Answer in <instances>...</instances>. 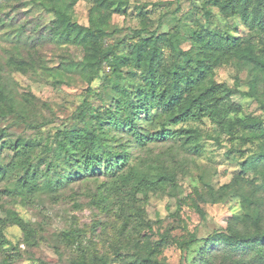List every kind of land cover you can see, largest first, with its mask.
I'll use <instances>...</instances> for the list:
<instances>
[{
    "label": "trees",
    "instance_id": "1",
    "mask_svg": "<svg viewBox=\"0 0 264 264\" xmlns=\"http://www.w3.org/2000/svg\"><path fill=\"white\" fill-rule=\"evenodd\" d=\"M30 1L56 19L46 28L35 25L29 44H15L8 65L37 72L45 68L35 58L45 45L78 49L81 57H64L61 68L69 77L76 74L85 80L88 94L72 114L77 123L49 132L43 145L34 137L8 141L4 139L7 127L0 128V252L10 244L5 234L9 223L18 225L32 240L35 234L15 210L6 208L1 194L22 201L43 195L56 198L75 184L93 182L95 205L109 210L118 204L121 213L141 221H146L143 204L150 193H167L181 205L186 199L173 164L175 154L178 149L201 154L200 141L206 133L218 144L222 135L230 139L233 150L241 153L242 170L217 188L205 183L199 195L213 204L238 196L241 211L233 212L225 227L206 238L191 234L187 239H173L181 253L177 264H187L188 253L201 242L196 264H264V121L242 115L241 106L233 100L241 94L264 108V0H191L199 14L193 28H181L178 23L163 31L169 14L165 13L155 29L145 24L124 37L119 36L121 29L112 22V14L135 12L144 20L147 4L94 0L89 24L83 25L74 15L79 0ZM7 2L0 5L5 11L0 28L15 18L12 10L17 4ZM20 24L28 26L30 21ZM240 24L246 33L240 31ZM228 63L248 72V90L241 86L239 75L233 86L215 79L216 69ZM98 80L102 82L96 88ZM96 91L99 105L89 100ZM28 110L0 73V124L41 128ZM204 120L209 122V132L195 125ZM166 144L164 152L153 150ZM248 171L254 176L246 179ZM194 205L202 212L198 203ZM82 236V231L65 233L72 245L80 242L89 247ZM155 250L141 242L128 264H172L154 256ZM97 260L108 264L106 257ZM79 264H89L85 255Z\"/></svg>",
    "mask_w": 264,
    "mask_h": 264
},
{
    "label": "rangeland",
    "instance_id": "2",
    "mask_svg": "<svg viewBox=\"0 0 264 264\" xmlns=\"http://www.w3.org/2000/svg\"><path fill=\"white\" fill-rule=\"evenodd\" d=\"M172 1L171 5H161L158 2ZM7 0H0V5ZM17 4L13 9V22L0 28V73L9 79L17 98L29 108L31 120L40 124L41 128H27L16 123H1L0 128L7 127L4 139L15 141L18 137H34L42 145L46 142L49 132L58 127L73 126L76 119L72 114L87 98L88 83L79 75L62 71L64 57H81V52L75 48L60 47L52 49L51 44L39 49L35 58L42 60L45 68L39 67L37 72L30 69L22 71L11 68L7 60L16 52L15 44H29V38L35 25L46 28L55 21L52 13L46 12L40 5L30 0H11ZM133 4H147L148 17L143 20L135 12L127 14L113 13L111 20L121 29L119 36L131 34L133 29L148 24L155 29L160 17L164 18L163 31L170 30L180 23L182 28H193L199 17L198 11L191 0H131ZM94 0H79L74 7V15L79 23L89 24V11ZM10 10L8 6L7 10ZM5 11L0 10V15ZM29 20L28 26L22 27L20 21ZM10 26V27H9ZM21 26V27H19ZM240 31L246 33L240 24ZM113 41V40H112ZM132 41V40H131ZM188 47V46H186ZM27 56L26 53H23ZM67 54V55H66ZM66 55V56H65ZM59 73H63L59 75ZM236 75L240 76L241 86L248 90L250 80L247 71H240L233 63H228L216 69L215 79L219 83L234 85ZM101 80L94 83L98 88ZM97 91L89 97L95 105L101 104ZM233 100L241 106L242 115L259 117L264 121V108L257 102L247 99L241 94H235ZM55 120L54 123H47ZM43 123V124H41ZM195 123V122H192ZM204 132H209L207 120L197 122ZM221 144L209 138L205 133L201 139V154L193 151L177 150L173 164L177 167L179 184L183 188L184 198L181 205L171 199L167 193H150L144 200L143 215L146 221L138 216L124 215L118 210V204H112L109 210L102 205H95V183H78L67 188L56 196L22 201L21 198L11 199L1 194L6 208L16 213L34 230L32 237L18 225L9 223L5 234L10 244L0 252V264H79L81 256L85 255L89 264H104L96 257L108 258V264H128L135 251L143 242L155 246L154 256L165 259L172 264L180 261V250L173 239H187L191 234L199 239L206 238L218 229L225 227L233 212L241 211L238 196L229 197L218 203H207L199 193L210 183L216 188L229 183L242 170L241 153L233 150L229 138L221 137ZM251 145L250 143L246 144ZM244 146L243 148H245ZM166 145L154 146L155 153L164 152ZM140 157H143L140 154ZM246 179L252 178V172H245ZM199 191V192H198ZM198 203L202 212L195 207ZM2 211L0 210V215ZM68 231H82L83 244L70 242L65 237ZM165 237V238H164ZM165 239V240H164ZM94 240V241H92ZM33 244L32 245V243ZM167 241V242H165ZM163 243L160 245V243ZM204 242L195 245L188 253L187 264H196L198 251Z\"/></svg>",
    "mask_w": 264,
    "mask_h": 264
}]
</instances>
